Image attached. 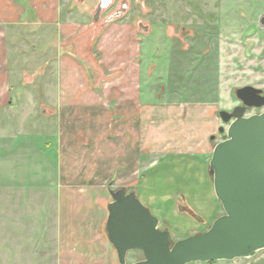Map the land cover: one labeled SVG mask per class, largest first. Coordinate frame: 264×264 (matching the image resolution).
I'll return each instance as SVG.
<instances>
[{"label":"rangeland","instance_id":"rangeland-1","mask_svg":"<svg viewBox=\"0 0 264 264\" xmlns=\"http://www.w3.org/2000/svg\"><path fill=\"white\" fill-rule=\"evenodd\" d=\"M64 1L70 4L72 18L82 24V34L76 40L87 61L107 79L122 77L123 68L104 67L102 52L114 44L121 46L119 49L127 47L119 59L135 64L137 94L141 81L145 103L191 104L203 123L213 127L211 137L206 135L202 141L209 157L225 140L229 128L219 112H232L241 105L236 89H264L257 29L261 0H111L104 9L103 0ZM125 28L131 31L130 40L123 35L108 37ZM25 85L14 84L13 89L22 90ZM28 87L31 90L35 85ZM35 105L41 111L45 107L44 103ZM208 110L212 111L209 118L205 116ZM263 110L249 109L246 115ZM23 118L0 114V264H112L106 228L103 241L93 233L91 240L82 237L79 241L76 236L71 238L69 227L62 226L54 191L58 181L54 178L58 172L54 149L46 145L49 140L45 138L37 139V146L36 138L35 142L18 140ZM35 118L40 134L48 135L50 118L41 112ZM31 128L28 126L29 133L34 132ZM168 157L163 161L179 160L173 165L174 170L179 169L180 155ZM158 176L153 173L151 178L138 179L143 201L139 200L173 242L206 232L224 214L218 199L213 210L210 174L202 176L194 191L186 189L180 179ZM105 215L107 226V206ZM143 258L141 251H133L127 255V263ZM191 264H264V250L252 258Z\"/></svg>","mask_w":264,"mask_h":264},{"label":"crops","instance_id":"crops-1","mask_svg":"<svg viewBox=\"0 0 264 264\" xmlns=\"http://www.w3.org/2000/svg\"><path fill=\"white\" fill-rule=\"evenodd\" d=\"M68 3L0 0V114L24 117L18 140L36 138V146L37 139L49 140L46 145L54 149L58 165L57 209L71 238L91 240L93 233L103 241L105 207L113 191L133 188L143 201L138 179L153 173L160 179H180L189 191L202 176L208 177L212 154L202 141L211 137L213 127L203 123L191 104L145 103L141 81L137 94L135 64L119 59L127 47L114 44L102 52L104 67L123 68L122 77L102 76L80 53L76 38L82 24L72 18ZM121 35L130 40L131 31L116 30L108 37ZM30 83L35 88L30 90ZM14 84L27 85L18 90ZM37 103L45 104L42 111ZM40 112L50 118L48 135L40 134L36 123ZM166 155H180V168L173 169L179 160L164 162ZM215 197L214 211L219 204ZM108 250L110 262L119 263L111 244Z\"/></svg>","mask_w":264,"mask_h":264},{"label":"water","instance_id":"water-1","mask_svg":"<svg viewBox=\"0 0 264 264\" xmlns=\"http://www.w3.org/2000/svg\"><path fill=\"white\" fill-rule=\"evenodd\" d=\"M110 2L103 0L101 9ZM235 96L242 105L219 112L229 128L209 164L224 214L206 232L173 242L136 192L113 191L106 229L119 264H128L133 251H141L144 258L131 264H191L252 258L264 250V110L246 115L249 109L264 108V95L245 86Z\"/></svg>","mask_w":264,"mask_h":264},{"label":"flooded vegetation","instance_id":"flooded-vegetation-1","mask_svg":"<svg viewBox=\"0 0 264 264\" xmlns=\"http://www.w3.org/2000/svg\"><path fill=\"white\" fill-rule=\"evenodd\" d=\"M258 10H260V13H259V16L257 19V29H258V33H259L258 34L259 40L262 42L260 58L262 59V61H264V0L260 1ZM258 89H260V88H258ZM260 90L263 91V95H264V89H260Z\"/></svg>","mask_w":264,"mask_h":264}]
</instances>
